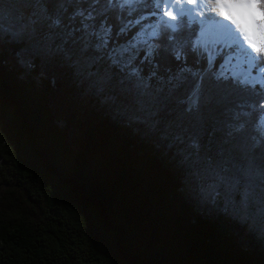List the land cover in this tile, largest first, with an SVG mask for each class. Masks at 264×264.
<instances>
[{
	"label": "trees",
	"instance_id": "trees-1",
	"mask_svg": "<svg viewBox=\"0 0 264 264\" xmlns=\"http://www.w3.org/2000/svg\"><path fill=\"white\" fill-rule=\"evenodd\" d=\"M24 1V14L37 19L42 6L51 12L58 3ZM146 2L125 18L146 16L143 23L155 25L159 17L151 13L157 9ZM7 8L0 3V12L13 22ZM136 30L116 39L123 42ZM198 31V22L187 19L177 32L164 31L156 41V62L161 76L183 67L203 78L200 112L183 113L178 100L185 86L171 97L160 95L155 117L139 110L131 85L119 82L116 69L105 79L106 63L89 76L75 50L71 60L48 50L26 55L12 29L3 38L0 33V264H264V216L257 211L264 201V156L250 148L249 159L236 145L229 156L213 140L214 121L225 117L226 103L257 95L264 85H241L220 75L226 50L209 65L207 53L194 50ZM177 47L186 60L174 58ZM58 58L68 76L60 73ZM144 68L146 74L152 70ZM61 79L69 81V90L87 94L69 118L60 112L69 113ZM76 80L86 83L81 87ZM152 119L159 121L155 129L145 122ZM177 122L201 137L202 158L211 157L229 176L241 169L248 174L249 213L204 199L191 162L178 152L186 145L169 147L170 127L174 131Z\"/></svg>",
	"mask_w": 264,
	"mask_h": 264
},
{
	"label": "snow or ice",
	"instance_id": "snow-or-ice-1",
	"mask_svg": "<svg viewBox=\"0 0 264 264\" xmlns=\"http://www.w3.org/2000/svg\"><path fill=\"white\" fill-rule=\"evenodd\" d=\"M196 0H187L193 4ZM157 9L151 15L158 16L155 25L144 24L146 16L132 17L140 7H146V0H58L55 10L49 12L47 6L43 7V16L40 19L30 17L27 23L7 22L6 16L0 12V33H6L17 23L21 31H29L33 37L42 35L46 41L49 52L62 54L64 59L71 60L74 50L85 60L89 69L88 75H96L91 69L99 64H107L105 79L110 80L116 69L121 75L119 82L128 83L134 92L135 103L140 111L146 112L149 117L158 115L155 105L163 93L169 97L187 86V93L178 100L184 105L183 113L193 116L200 112L203 98V78L199 74H193L186 68H180L176 73L169 72L167 77L159 74V64L156 57L159 49L156 41L164 31L177 32L185 19L188 23L198 22L201 25L205 20H213L226 30L230 43L221 42L220 47L212 49L202 46V53H208V63L212 65L216 57L228 50L229 56L225 61L231 63L237 53H240L251 69L264 73V0H207L211 5L210 10H215L223 20L215 16H208L197 21L196 16L189 15L196 9H188L179 5L175 6V14L172 11L173 0H151ZM167 4L169 10L164 11ZM204 7V0H201ZM168 20H164V16ZM177 21V23H172ZM228 21L229 23H225ZM133 29H137L131 38L118 41L120 36H128ZM19 34V33H17ZM169 39H174L169 36ZM201 46L195 45L194 50ZM255 53V54H254ZM174 58L179 62L186 60L182 48L174 49ZM31 66L30 61L22 60ZM75 63V62H74ZM151 67V71L145 73L144 65ZM264 80V78H262ZM129 89H125L128 91ZM115 102L116 97H109ZM260 114L257 116L256 127L264 136V102L259 106ZM145 122L155 129L158 120L152 119ZM169 147L186 145L178 148L185 161H190L192 175L201 181V193L204 199L217 203L223 200L226 207L237 205L249 213L251 210L249 176L243 169L239 175H227V169L218 166L211 157L202 158V144L199 135H190L183 129L179 122L176 123ZM167 133L164 138L167 139ZM264 143V141H262ZM204 162L205 167L198 166ZM260 178L264 181V170L260 172ZM242 185H244L242 189ZM259 215L264 216V201L260 202L257 209Z\"/></svg>",
	"mask_w": 264,
	"mask_h": 264
},
{
	"label": "rangeland",
	"instance_id": "rangeland-1",
	"mask_svg": "<svg viewBox=\"0 0 264 264\" xmlns=\"http://www.w3.org/2000/svg\"><path fill=\"white\" fill-rule=\"evenodd\" d=\"M2 4L6 5L7 12L8 10H11L10 12L14 13V17H16L17 21L19 19H25L27 23L28 19L30 18V15L27 13L26 15L24 12L27 10L26 2L24 0H0ZM206 2V6L199 8L198 12L196 11L194 14H189L192 16L197 17V21L204 19L205 12L204 10H208L209 14H214L215 10H210L211 5ZM204 2V4H205ZM184 7L190 9L192 6L191 4L187 3V1L184 2ZM29 5V4H28ZM29 9L33 10L31 6H28ZM23 10V11H22ZM169 10L167 4L164 5V11L167 12ZM157 11V10H156ZM174 13V12H173ZM11 13H9L10 15ZM175 14V13H174ZM25 15V16H24ZM157 17V16H156ZM167 20L169 19L168 16H164ZM16 19L13 20V22H17ZM223 20V19H219ZM13 22L9 21V24H12ZM175 21H172L174 23ZM226 23V21H225ZM144 24L154 25V22L147 21L144 22ZM199 24V31L198 36L195 39L194 44L201 46H208L209 48L215 49L220 47L221 42L223 43H230L231 41H227L226 39H217L216 41H213L210 37L208 40H205L200 37V33L203 31V25ZM217 23L215 22L214 25ZM210 25V24H209ZM219 25V24H217ZM220 26V25H219ZM213 27V26H212ZM12 31L15 35H19L20 39L23 42V49L26 55L33 54L36 52H39L40 54H46L47 47H46V41L42 38V35L38 36H31L29 34V31H21L19 28V24L17 23L13 28ZM9 33V32H6ZM6 33H1V38H3V35ZM19 33V34H17ZM255 54V53H254ZM208 56V53H207ZM229 52L226 50V53L224 55V60L221 64L220 68V75H223L224 77L230 76L231 78L235 79L236 81L240 82L241 85L245 84H259L264 85V73L258 72L256 69H250V64L245 62L244 57L237 53L235 55V58L232 60L231 63H226L225 61L228 59ZM75 57L73 54L72 58ZM59 65L61 67L60 73L62 72L66 73V68L62 66V64L65 65V63H62L59 58ZM58 64V62H57ZM71 65V64H70ZM66 66V65H65ZM74 68H77V65L74 64ZM84 67L81 65L79 71H83ZM68 76V73H66ZM63 75V74H62ZM64 76V75H63ZM62 81V79H61ZM63 82V81H62ZM61 82V83H62ZM76 83L82 87L86 83L85 80L81 82L80 80H76ZM67 86V92L68 97L66 100L68 101L66 104V109L69 110V113L65 112V109L62 111L60 108V112L63 116V118H69L71 115H73V112L70 111V109L75 110L81 106L80 101H83L87 98V94L84 93L83 95L77 90L74 89L69 90L68 87L70 85L69 81L66 80L63 82ZM107 88L108 93L115 92L114 94L119 98H121V92L117 90H112L110 86L105 85ZM80 99V101H79ZM264 102V91L261 93H258L257 95H244V97H237L235 100H233V103L227 104L228 108L224 112V118H218L214 121V124L216 125L217 129L216 132L213 135L214 144L217 146H222L221 150H224L229 156H231L232 148L234 145L238 146L241 149V153L244 157H247L250 159V157L253 156V154L250 152V148L255 149L257 152H259L262 156H264V136H262L257 127V116L260 114V108L259 106L261 103ZM166 120V119H165ZM159 130V129H158ZM251 153V155H250ZM250 156V157H249ZM259 160V159H258ZM197 189L201 190V181L197 183Z\"/></svg>",
	"mask_w": 264,
	"mask_h": 264
},
{
	"label": "bare ground",
	"instance_id": "bare-ground-1",
	"mask_svg": "<svg viewBox=\"0 0 264 264\" xmlns=\"http://www.w3.org/2000/svg\"><path fill=\"white\" fill-rule=\"evenodd\" d=\"M185 1H187V0H173L172 11L175 13V6L176 5L184 7ZM205 1L206 0H204V2ZM191 5L192 6L190 7V9H196V11L198 12L199 8H201V0H196V2L191 4ZM204 6H206V2L204 4ZM196 11H194V13ZM204 12H205L204 18L208 17V16H215V17H217V19H224L223 17L219 16L218 13H216L215 11H214L213 15H212V13L209 14L210 11L208 12V10H206V9L204 10ZM194 13L192 12L190 14H194ZM214 23H215V21H213V20H205L204 24H203V31L200 33V37L205 39V40H208L210 37L213 41H216L217 39H226L227 41H229L230 38H229L226 30H224L221 25L220 26L217 24L214 25ZM226 23H229V22L226 21Z\"/></svg>",
	"mask_w": 264,
	"mask_h": 264
}]
</instances>
